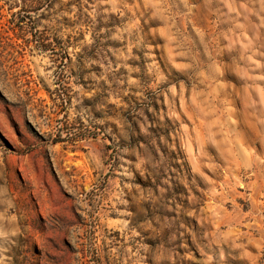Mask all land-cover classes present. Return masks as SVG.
Wrapping results in <instances>:
<instances>
[{"label": "rangeland", "instance_id": "obj_1", "mask_svg": "<svg viewBox=\"0 0 264 264\" xmlns=\"http://www.w3.org/2000/svg\"><path fill=\"white\" fill-rule=\"evenodd\" d=\"M0 264H264V0H0Z\"/></svg>", "mask_w": 264, "mask_h": 264}]
</instances>
